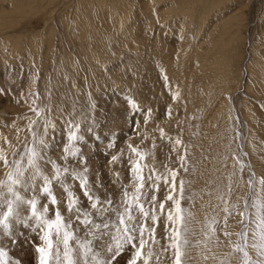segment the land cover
<instances>
[{"label":"rangeland","instance_id":"rangeland-1","mask_svg":"<svg viewBox=\"0 0 264 264\" xmlns=\"http://www.w3.org/2000/svg\"><path fill=\"white\" fill-rule=\"evenodd\" d=\"M0 220V264H264V0H0Z\"/></svg>","mask_w":264,"mask_h":264},{"label":"snow or ice","instance_id":"snow-or-ice-1","mask_svg":"<svg viewBox=\"0 0 264 264\" xmlns=\"http://www.w3.org/2000/svg\"><path fill=\"white\" fill-rule=\"evenodd\" d=\"M177 143H179V141H177ZM133 151H135V150L133 149ZM174 176H175V173H173V177ZM168 198L172 199L171 196H169ZM136 199H138V197ZM126 203H127V201H126ZM93 206H95V205H93ZM130 207H131V205L128 204L125 207V212L124 213H119V212L117 213L118 218H119V224L124 226L123 232H124V234L126 236V239H125L126 243H131L132 242V236L127 235L128 227H127L126 219H125V217H127V221H131L132 219H134V217L130 214ZM160 207L162 209L164 207V205L161 204ZM139 210L145 217L148 215V213L144 211L142 206L139 207ZM11 212H12V208H11V205H9L8 212H6L4 214V220H6L8 218V216L11 214ZM60 219H61V217L59 215H57L56 221L54 223H58L60 221ZM152 219L155 220L156 217L153 216ZM4 220H0V224H3ZM5 227H7L6 224H5ZM49 227H51V225H49ZM105 227H108V225L105 224ZM141 232H143V228H141ZM67 239H68V234L65 233V240H64L65 248H67ZM45 240L47 241V236H45ZM50 246H51V244L49 242V247ZM143 246H144V241H143V239H141L140 240V247L136 250L134 256L132 257L131 260H129L128 264H136V260L141 256L140 249H142ZM121 248H122V245L119 242H117L116 243V252L113 254V257H112L113 260L115 259L116 255L119 254ZM37 251L41 254V256H40V264H47L46 250L44 248H37ZM110 251H111V249H110ZM177 254L179 255V253H177ZM0 255H3V253H0ZM64 255H65V259L67 260L68 259V252L65 251ZM94 259H95V257H94ZM68 264H72V262L70 260H68ZM97 264H111V261H98Z\"/></svg>","mask_w":264,"mask_h":264},{"label":"bare ground","instance_id":"bare-ground-1","mask_svg":"<svg viewBox=\"0 0 264 264\" xmlns=\"http://www.w3.org/2000/svg\"><path fill=\"white\" fill-rule=\"evenodd\" d=\"M251 168H252V167H251ZM247 170H248V169H247ZM251 170H252V169H251ZM248 173H249V176L251 177V181L254 182V179H255V175H253L254 173L252 174V172H250V170L248 171ZM250 173H251V174H250ZM253 184H254V183H253ZM250 193H251V192H250ZM244 214H247L246 217L248 218V216H249V211L246 210ZM246 217H245V218H246ZM238 231H239V233H241V229L238 230ZM237 236H238V234H237ZM238 237H239V236H238Z\"/></svg>","mask_w":264,"mask_h":264}]
</instances>
